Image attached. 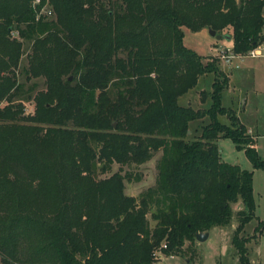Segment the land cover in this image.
Wrapping results in <instances>:
<instances>
[{"label": "trees", "instance_id": "obj_1", "mask_svg": "<svg viewBox=\"0 0 264 264\" xmlns=\"http://www.w3.org/2000/svg\"><path fill=\"white\" fill-rule=\"evenodd\" d=\"M33 2L0 0V264H153L158 251L189 249L196 233L228 224L239 200L231 241L239 262L252 264L239 232L255 206L253 171L222 159L218 138L264 163L222 103L228 76L218 57L187 47L183 28L229 35L246 54L264 41V0ZM20 74L43 87L26 88ZM205 74H213L209 106L181 104ZM157 150L156 184L138 198L125 192L130 173L121 167L98 174Z\"/></svg>", "mask_w": 264, "mask_h": 264}, {"label": "rangeland", "instance_id": "obj_2", "mask_svg": "<svg viewBox=\"0 0 264 264\" xmlns=\"http://www.w3.org/2000/svg\"><path fill=\"white\" fill-rule=\"evenodd\" d=\"M183 30L184 44L198 54L200 53L205 57L204 59L217 57L215 47L231 45V42L224 38L217 39L210 35L206 28L198 29V31H191L184 27ZM28 52L29 42H26L24 45V54L21 59V67L27 64L26 53ZM238 61L240 60L237 58H232L230 63H226L223 59L219 58L217 60L218 67H220L224 73L228 74V85L222 90L221 100L226 107L229 105L232 106L233 99L239 92H247L249 103L246 108L240 109V113L245 115V124L253 125L256 135L254 136L253 132L248 131L247 126L239 117L238 119L245 127L244 136L251 138L255 142V148H257L259 157L264 163V92H256V96H251L254 94L251 90L253 84L258 83L264 88V58L249 56L247 59L243 60L241 64ZM19 79L24 83L25 87L30 86L32 82L36 85V88L43 87L42 78L28 81L24 78V74H20ZM212 79L213 74L200 76L197 83L198 85L179 98L181 104H189L195 109L207 108L211 103L209 93L212 90ZM201 91L206 92L204 99H201ZM260 93H263V95ZM250 96L254 98L253 104L249 98ZM23 103L27 111H33L34 105L31 99H23ZM219 118L222 122L231 126V120L228 116L223 114L219 115ZM208 121L209 116H205L204 118L191 122L187 138L193 139L199 136L201 125ZM217 145L221 152L222 159L232 164H240L242 168L253 171L252 185L255 206L251 213V220L243 225L239 232V236L246 238L244 246L248 249L250 262L252 264H264V233L260 235L261 230L255 229L260 221L264 222V167H255L247 158L244 150L236 148L231 139L227 137H219ZM247 145V143L242 144V146ZM161 154V150L154 151L150 159L137 164H124L120 166L117 163H112L108 171H105V173L99 171L98 174L100 177H105L119 170L121 167L122 173H130V176L124 179V183L126 184L125 192L138 198L141 193L146 191L149 187H154L156 184L155 182L159 169L157 165ZM154 208V205H152L147 214L151 226L155 223L152 216H150ZM232 208L234 215L228 224L212 227L209 229V234L205 240H194L189 249L185 246L183 250L175 252L170 256L158 251V259L153 264H241L238 260L239 253L231 241L238 223V215L235 212L238 209H244L241 200L234 203ZM187 244L188 242H186V245Z\"/></svg>", "mask_w": 264, "mask_h": 264}, {"label": "crops", "instance_id": "obj_3", "mask_svg": "<svg viewBox=\"0 0 264 264\" xmlns=\"http://www.w3.org/2000/svg\"><path fill=\"white\" fill-rule=\"evenodd\" d=\"M227 40V39H226ZM227 41H230L231 42V39L230 40H227ZM231 46V45H230ZM249 57V56H248ZM248 57H246V56H235V57H233V58H237V59H239L240 61H238L240 64H241V62L243 61V60H245V59H247ZM261 58H264V56H260ZM227 76H228V74H227ZM252 92H254V94L253 95H251V96H256V92H264V88H263V86L262 85H260V84H253V86H252ZM262 90V91H261ZM247 92H244V91H241V92H239L238 94H237V96L233 99V102H232V106H228L229 108H231L232 110L234 109L235 110V112H236V115H238V117L240 118V120L244 123L245 121H244V117H245V115H243V113H240V109H244V108H246L247 107V105H248V103H249V99H248V96H247V94H246ZM260 94H262L263 95V93H260ZM251 96L249 97L250 99H251V103L253 104V102H254V98L252 97L251 98ZM256 100V99H255ZM239 106V107H238ZM245 124V123H244ZM246 126H247V129H248V131H251V132H253V134H254V136L256 135L255 133V131H254V127H253V125L252 124H250V125H247V124H245ZM264 233V230L263 231H261L260 232V235L261 234H263Z\"/></svg>", "mask_w": 264, "mask_h": 264}, {"label": "built area", "instance_id": "obj_4", "mask_svg": "<svg viewBox=\"0 0 264 264\" xmlns=\"http://www.w3.org/2000/svg\"><path fill=\"white\" fill-rule=\"evenodd\" d=\"M40 0H34L33 5L35 3H39ZM40 12L46 13L47 15H51L52 11L51 9H47L46 5L41 6ZM215 50L217 51L216 55L219 59H223L224 62L230 63L232 58L235 56H250V57H260L264 56V41L248 50L246 54H238L236 53L233 49L232 46H220V47H215Z\"/></svg>", "mask_w": 264, "mask_h": 264}, {"label": "water", "instance_id": "obj_5", "mask_svg": "<svg viewBox=\"0 0 264 264\" xmlns=\"http://www.w3.org/2000/svg\"><path fill=\"white\" fill-rule=\"evenodd\" d=\"M208 33H209L210 35L216 37L217 39L224 38V39L230 40V36H229V35H222V34L216 33V31L212 30L211 28H208ZM188 131H189V130H188ZM188 131H187V132H188ZM208 234H209V231L198 232V233H196L195 238H196L198 241H203V240H205V238L208 236Z\"/></svg>", "mask_w": 264, "mask_h": 264}]
</instances>
